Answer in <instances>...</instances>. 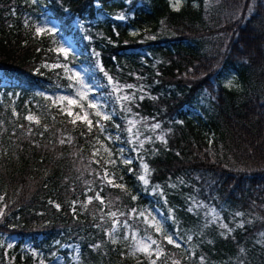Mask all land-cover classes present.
<instances>
[{
	"label": "trees",
	"instance_id": "trees-1",
	"mask_svg": "<svg viewBox=\"0 0 264 264\" xmlns=\"http://www.w3.org/2000/svg\"><path fill=\"white\" fill-rule=\"evenodd\" d=\"M44 17L56 32L37 36L33 25ZM61 37L77 53H55ZM55 58L80 64L99 86L111 142L73 126L52 104L56 92L71 91L59 67L43 65ZM108 76L133 85L121 93L135 97L130 112ZM0 80V235L15 236V261L30 264L28 242L47 261L148 264L123 239L128 220L161 243L168 264H264V0H182L176 8L170 0H0ZM29 114L40 123L25 120ZM129 120L143 147L128 142ZM98 136L123 188L96 177ZM142 164L147 185L138 179ZM97 192L104 205L81 206ZM131 209L154 214L181 246ZM109 210L121 222L116 243L106 235L111 221L101 219ZM68 245L77 247L73 261ZM0 264H8L2 245Z\"/></svg>",
	"mask_w": 264,
	"mask_h": 264
},
{
	"label": "snow or ice",
	"instance_id": "snow-or-ice-1",
	"mask_svg": "<svg viewBox=\"0 0 264 264\" xmlns=\"http://www.w3.org/2000/svg\"><path fill=\"white\" fill-rule=\"evenodd\" d=\"M47 31L43 27H35L34 32L35 35L39 36L42 34H45ZM54 51L63 54L64 56H67V52L64 48H57L54 49ZM61 65H53L52 67H60ZM63 68L65 71L69 72L70 75L68 76V80L70 81L68 88L74 89V92L71 95H61L55 98H49L51 99V102L53 105H56L59 107V110L62 115H65L69 117V123H71L73 126H76L78 123L83 124L86 126L87 131L89 133L92 132L93 128H96L99 130L100 134L103 136V139L105 141H112L111 134L104 135L106 129L103 122H107L111 119V115L104 111V105L93 100L89 95V85L82 81L80 76L72 72L71 69L68 68L67 65H63ZM101 72H104V69H100ZM105 76H107V73H105ZM108 83L111 85L112 92L116 94V101L117 103L125 104V108L127 111H131V108L127 107V104H130L135 99L132 95H122L121 93L125 88L131 89L133 88V85H119L118 82H114L113 78L108 76ZM143 96H140V99H143ZM74 109H79V111H74ZM15 115V113H14ZM93 117L96 119L94 120ZM25 120L29 122H35L37 125L40 123V120L32 115L29 114L24 117ZM137 121L129 120L128 121V128L126 129L129 133L132 135L129 138L130 144H135L138 147L144 146V141L139 139V134L133 132V128L135 127ZM152 130H156L159 128V124H153L151 125ZM45 131H47V126H45ZM28 132H32V128H28ZM43 133H41L42 135ZM83 135V133H81ZM117 139H119L117 137ZM157 139H162V137H157ZM96 144L99 145V148H94V151L92 152V156L94 158L99 157V159H94L92 162L100 165L101 161H103V167H102V175L101 172L96 173L97 179L100 181L102 185H108L112 187H120L123 188L124 186L122 184L117 185L115 183V177L112 173L109 172V166L115 165L117 161L112 158L113 153L112 151L105 147L104 144L101 143L100 137L95 138ZM61 144L65 143V139H61L59 141ZM67 142L71 143L72 139L71 137L67 138ZM101 149L103 150V153L107 155V158L104 157V155L101 153ZM137 149L134 147L133 151H136ZM124 149L120 148L119 152L121 155L124 153ZM142 159V157H141ZM121 163L127 165L131 164L132 160L128 158H123L121 160ZM142 167L144 169V174L140 175L138 179L142 181L145 185L149 183L147 179V175L149 172L147 164H142ZM131 171V169H130ZM90 184V182H89ZM88 191H92L91 187L89 186ZM3 198L0 197V200ZM93 199L96 201H99L101 205H104V200L99 192L95 194L94 197L89 196L87 200L81 205L84 208H87L89 204L93 202ZM135 199V197H133ZM57 209L60 208V205H55ZM76 202H73V211H75ZM6 207V205H5ZM101 211L103 212V208H101ZM131 213L136 214L137 218H142L143 223L146 225L147 228L154 229V232L157 236L162 237L163 240L167 242L169 245H174V247L179 248L181 245L176 243L172 236L166 235L163 232V228L159 221L155 220L154 217H151L150 214L146 215L145 212H139L137 213L136 209H131ZM4 214V208H0V216ZM118 213L116 211H108L106 213V217L102 216L101 219L107 218L111 221V228L110 230H106V235H108L111 238L112 243H116V233L117 229L120 227L121 222L116 219ZM119 215L123 216L125 213L120 212ZM239 215V214H238ZM124 229L129 228L128 220H125L123 222ZM226 227V226H224ZM123 239L125 241H129V246L132 249V254L140 253L143 254L148 261V264H157L158 261H161V264H168V258L165 255V252L163 250V247L161 243L153 238L152 235H141L139 233L138 229H133L130 233L125 232L123 235ZM188 239H191L189 237ZM9 247L12 245L9 244ZM98 247V245L96 246ZM155 257V259H153ZM163 258V259H162ZM43 264V262H41ZM171 264H180L179 260L173 259L171 261Z\"/></svg>",
	"mask_w": 264,
	"mask_h": 264
},
{
	"label": "rangeland",
	"instance_id": "rangeland-1",
	"mask_svg": "<svg viewBox=\"0 0 264 264\" xmlns=\"http://www.w3.org/2000/svg\"><path fill=\"white\" fill-rule=\"evenodd\" d=\"M170 1H171L173 8H176V7H178V5L180 4V2L182 0H170ZM35 27H43L46 30H50V31H47L46 33H49V32L54 33V32H56L57 24H56V21L54 19L44 17L41 21L34 23L33 30L35 29ZM57 41L58 42L54 45L53 50L57 49V48H64L67 53L68 52L69 53H77V48L75 47L74 43L72 41H70L69 39H67L65 37H61V38H57ZM54 52L58 53L56 51H54ZM58 54L60 55V57H63V58L65 57L63 54H60V53H58ZM43 65H45L47 68H54V67H52L53 65H61L59 68H60L61 72L68 79V76L70 75V73L65 71V69L63 68V65H67L68 68L71 69L72 72L77 73L80 76V78L82 79V81L89 85L90 97L93 100L103 104L104 105L103 110L108 112V110L105 109L104 99L102 98L101 93L99 91V86L95 83V81L93 79L88 78L84 74L83 69L81 68L80 64L70 65L64 61H60L57 58H55L54 61H47ZM1 83L2 82H0V84ZM73 92H74V89H71L70 92H56L54 95L51 96V98H55V97H58L61 95H71ZM56 107H58V106H56ZM58 109H59V107H58ZM74 111H79V109H74ZM67 119H70V118L67 117ZM95 145L96 144H93V147L97 148V146H95ZM101 153L104 155V153L102 151H101ZM0 208H3L2 200H0ZM145 214L148 215V213H145ZM153 217L155 218L156 216L153 214ZM116 219H117V217H116ZM132 230L133 229H130V228L124 229L123 235L126 231L130 233ZM141 235H146V234H141ZM15 241H16V238L13 235H9V234L0 235V245H2L4 258L8 264H21L20 262L15 261L14 255L11 251ZM9 244H11L12 246L9 247L8 246ZM127 244H128L130 251L132 252V249L129 246V241H127ZM66 247L68 249H70V258H71V261H73L75 258V253H76L77 247L76 246H70V245H68ZM22 248H23V250H25L27 253L30 254V257H31L30 264H41V262H43V264H69V263H66L65 260L60 255H56L48 261L44 260L40 256V254L36 250H34L32 248V246L30 245V243H28V242L24 243ZM138 254H140V253H138ZM140 255L144 256L143 254H140ZM153 259H155V257H153Z\"/></svg>",
	"mask_w": 264,
	"mask_h": 264
}]
</instances>
